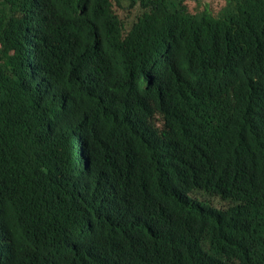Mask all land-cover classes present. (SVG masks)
<instances>
[{
	"label": "trees",
	"instance_id": "trees-1",
	"mask_svg": "<svg viewBox=\"0 0 264 264\" xmlns=\"http://www.w3.org/2000/svg\"><path fill=\"white\" fill-rule=\"evenodd\" d=\"M216 1L0 0V264H264V0Z\"/></svg>",
	"mask_w": 264,
	"mask_h": 264
},
{
	"label": "rangeland",
	"instance_id": "rangeland-1",
	"mask_svg": "<svg viewBox=\"0 0 264 264\" xmlns=\"http://www.w3.org/2000/svg\"><path fill=\"white\" fill-rule=\"evenodd\" d=\"M202 1H210V0H202ZM213 2H214V7H215V5H216V0H213ZM121 13V15L126 19L127 18V14H125V13H123V12H120ZM131 16H129L128 18H130Z\"/></svg>",
	"mask_w": 264,
	"mask_h": 264
}]
</instances>
